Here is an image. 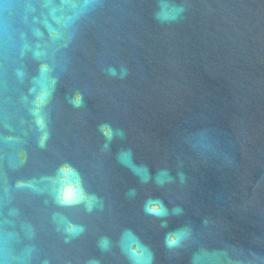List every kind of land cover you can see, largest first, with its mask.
I'll use <instances>...</instances> for the list:
<instances>
[{
	"label": "water",
	"instance_id": "95a60500",
	"mask_svg": "<svg viewBox=\"0 0 264 264\" xmlns=\"http://www.w3.org/2000/svg\"><path fill=\"white\" fill-rule=\"evenodd\" d=\"M93 261L264 264V0H0V264Z\"/></svg>",
	"mask_w": 264,
	"mask_h": 264
},
{
	"label": "clouds",
	"instance_id": "9594fccd",
	"mask_svg": "<svg viewBox=\"0 0 264 264\" xmlns=\"http://www.w3.org/2000/svg\"><path fill=\"white\" fill-rule=\"evenodd\" d=\"M111 74H115L114 70H110ZM72 106L74 108H80L83 106V96L82 94H80L79 92L75 93L74 94V97L69 101ZM109 127L108 125H101V129H104V128H107ZM181 178H183L181 176ZM152 203H159L160 204V208H159V212L156 213V212H153L151 211V207H149L148 205L152 204ZM145 211L146 212H149V213H154L158 216H165L167 215V209L163 206L162 202H158V201H149L148 204H146V207H145ZM183 213V209L177 207L175 209H173V214L176 215V216H180L182 215ZM163 226H167L166 223L163 225ZM82 230V229H81ZM187 227H181L179 229H176L174 231H171L169 233L166 234L165 236V240H164V243H165V246L167 248H174V247H179L182 240L184 239V237L186 236L187 234ZM91 264H96L95 261L91 262Z\"/></svg>",
	"mask_w": 264,
	"mask_h": 264
},
{
	"label": "snow or ice",
	"instance_id": "6c2138e0",
	"mask_svg": "<svg viewBox=\"0 0 264 264\" xmlns=\"http://www.w3.org/2000/svg\"><path fill=\"white\" fill-rule=\"evenodd\" d=\"M151 211L158 213V212H159V209H157V208H152Z\"/></svg>",
	"mask_w": 264,
	"mask_h": 264
}]
</instances>
